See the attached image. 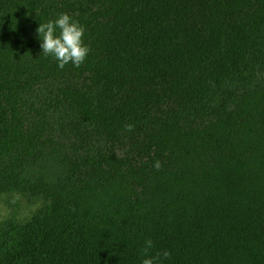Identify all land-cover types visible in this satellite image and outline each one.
I'll list each match as a JSON object with an SVG mask.
<instances>
[{
	"label": "trees",
	"instance_id": "trees-1",
	"mask_svg": "<svg viewBox=\"0 0 264 264\" xmlns=\"http://www.w3.org/2000/svg\"><path fill=\"white\" fill-rule=\"evenodd\" d=\"M62 13L79 68L42 55ZM17 196L37 208L0 220V264H142L149 239L162 264H264V0H0Z\"/></svg>",
	"mask_w": 264,
	"mask_h": 264
},
{
	"label": "clouds",
	"instance_id": "clouds-1",
	"mask_svg": "<svg viewBox=\"0 0 264 264\" xmlns=\"http://www.w3.org/2000/svg\"><path fill=\"white\" fill-rule=\"evenodd\" d=\"M36 31L42 41V55L53 57L58 62L59 69L63 70L70 63L79 68L86 62L90 48L84 42L85 28L67 13H62L47 23H40ZM125 130L133 131L134 125L126 124ZM161 166L160 161H156L154 167L159 170ZM152 248L153 241L146 240L141 249V254L145 257L142 264H162L163 260L171 256L168 251L153 256L150 253Z\"/></svg>",
	"mask_w": 264,
	"mask_h": 264
},
{
	"label": "rangeland",
	"instance_id": "rangeland-1",
	"mask_svg": "<svg viewBox=\"0 0 264 264\" xmlns=\"http://www.w3.org/2000/svg\"><path fill=\"white\" fill-rule=\"evenodd\" d=\"M12 205L14 209L7 203L6 197H0V220L12 215L13 210L16 211L19 218H27L37 208V204L30 203L27 199L19 196L16 197L15 202H12Z\"/></svg>",
	"mask_w": 264,
	"mask_h": 264
}]
</instances>
